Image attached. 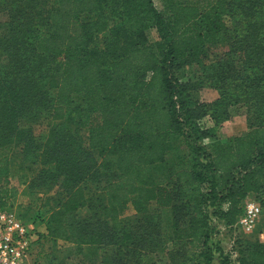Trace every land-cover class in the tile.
<instances>
[{
	"label": "trees",
	"instance_id": "1",
	"mask_svg": "<svg viewBox=\"0 0 264 264\" xmlns=\"http://www.w3.org/2000/svg\"><path fill=\"white\" fill-rule=\"evenodd\" d=\"M0 14V210H13L4 199L19 146L37 165L30 182L47 215L42 232L13 210L35 225L33 254L63 240L97 246L115 264L143 242L121 212L154 205L171 211L206 264L214 252L223 264H264V240H248L255 230L236 240L234 258L213 241L251 194L264 208V0H0ZM212 46L222 50L210 60ZM191 63L200 69L183 74ZM204 86L218 97L199 100ZM237 105L248 130L221 141L217 129ZM46 117L58 123L42 134ZM184 197L196 204L179 226ZM85 207L96 210L80 218Z\"/></svg>",
	"mask_w": 264,
	"mask_h": 264
},
{
	"label": "rangeland",
	"instance_id": "2",
	"mask_svg": "<svg viewBox=\"0 0 264 264\" xmlns=\"http://www.w3.org/2000/svg\"><path fill=\"white\" fill-rule=\"evenodd\" d=\"M159 8H165L167 0H154ZM96 14L84 13L82 14L83 20H90L95 18ZM5 15L0 14V22H3ZM3 26H0V32L3 31ZM107 33V32H106ZM105 33L101 34L104 36ZM147 42L154 48L155 42L158 39V33L155 27H150L146 30ZM222 47L212 46L207 50V58L217 57L215 54L221 52ZM200 63H191L185 65L181 72L186 75H193L200 69ZM206 90L201 92L204 96ZM214 91V90H213ZM210 92V90H209ZM215 92V91H214ZM216 94V93H215ZM205 97V96H204ZM206 98V97H205ZM47 118V117H46ZM210 120L205 118L203 123L209 125ZM58 121L46 119V123L38 128V132L45 133L49 128L57 124ZM72 132L76 128L75 121H69L68 126ZM219 129L224 133L222 136H234L239 132L248 130V121L246 115V108L244 106H234L231 109V117L225 121ZM258 135H264V129L259 128ZM81 141L84 145H88V128L84 127L78 130ZM208 142V141H207ZM23 154L17 147V155L15 162V172L10 176L8 183V194L5 197L6 208L13 209L18 212L26 221H32L36 224L40 231H45L46 213L44 207L41 205V199L37 191V186L31 184L34 168L37 165H29V161L25 160ZM98 157V156H97ZM183 190H186L185 188ZM251 199L258 200L255 194L248 196ZM183 205L185 208L179 209L182 217L179 226L183 221H188L190 216L194 213L195 200L193 197H184ZM259 203V202H258ZM261 206V204L259 203ZM152 209L142 214H136V211L129 205L120 214L123 225L132 231L134 243L142 240L140 253H127L123 250L119 255L115 256V264H206L202 256H199V250L193 249L188 243V238L184 233H180L173 226V219L171 211L163 209H154L155 206L151 205ZM96 209L85 207L78 211V216L89 215L95 212ZM261 214L256 223L254 234L248 240L260 239L264 240L262 231L264 230V208L261 207ZM93 211V212H92ZM218 229L215 232L214 240L224 252H230V256L235 257V250H237V239L248 238L244 232L234 227H225L223 224H218ZM181 234V235H180ZM260 234V236H259ZM180 235V237H179ZM149 241V242H148ZM75 242L57 240V242H45L39 255L31 253L29 263L34 264H107L102 259L101 250L97 246L82 245L78 246ZM113 254L109 252L106 260L110 264ZM211 264H223L222 257L219 252H214V257Z\"/></svg>",
	"mask_w": 264,
	"mask_h": 264
},
{
	"label": "built area",
	"instance_id": "3",
	"mask_svg": "<svg viewBox=\"0 0 264 264\" xmlns=\"http://www.w3.org/2000/svg\"><path fill=\"white\" fill-rule=\"evenodd\" d=\"M261 211L259 203L247 197L234 227L251 234ZM37 237L33 223L24 222L13 210H0V264H30L29 258Z\"/></svg>",
	"mask_w": 264,
	"mask_h": 264
},
{
	"label": "crops",
	"instance_id": "4",
	"mask_svg": "<svg viewBox=\"0 0 264 264\" xmlns=\"http://www.w3.org/2000/svg\"><path fill=\"white\" fill-rule=\"evenodd\" d=\"M203 90H206L205 93H204V96H205L206 98H205L204 96L201 95V92H202ZM209 90H210V92H209ZM213 90H214L215 92H214ZM215 93H216V94H215ZM195 96H196L199 100H202V101H213L214 99H216V98L218 97V91H217L215 88H213V87H210V86H204V87H202V88H200V89H198V90L195 91ZM208 123H209L210 126L213 125V122H212V121H209ZM245 132H246V130L243 131V132H239L238 134H235V135H240V134H243V133H245ZM217 133H218V138H219L221 141H225V140H227L228 138L231 137V136H222V135H224L225 132H223V130L221 131L220 129H217Z\"/></svg>",
	"mask_w": 264,
	"mask_h": 264
}]
</instances>
